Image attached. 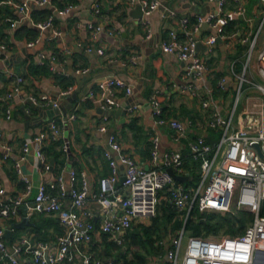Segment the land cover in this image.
Listing matches in <instances>:
<instances>
[{"label": "built area", "instance_id": "obj_1", "mask_svg": "<svg viewBox=\"0 0 264 264\" xmlns=\"http://www.w3.org/2000/svg\"><path fill=\"white\" fill-rule=\"evenodd\" d=\"M216 2V9L206 14L197 13L194 18L180 15L178 11L165 0H130L133 6L140 5L143 16L159 10L163 17L176 20L178 28L169 31L168 37L161 42L165 52L175 53L183 61L188 62L189 74L201 82L200 92L189 84L185 89H194L201 100L204 109H210L211 115L208 126L220 131V138L216 143H210L199 135L190 139L185 145L188 152L172 149L160 157V136L152 138V160L155 166L146 169L140 165L134 156L123 152L116 133L109 134L111 148L105 152L109 160L111 172L101 177L99 189L92 193L90 181L85 171L68 169L56 175L54 182L47 186L43 183L35 186L30 175L23 173L21 160L29 154H34L46 169L50 161L44 151L48 143L61 141L62 150L70 151V142L65 135L68 123L76 118V114H64L59 123L55 118L48 122V127L39 134L25 140L23 156L15 159L14 166L21 180L25 184L22 194L5 199L6 189L0 176V219L10 218L19 214L22 205H28V216L37 213L58 214L64 231L52 241H33L30 236H22L9 248L5 229L0 227V264H72L75 254L82 256V264H117L115 258L95 257L90 250L95 232L100 230L107 233L119 245H126V234L133 223L140 218H152L158 213L161 201V191H166V202L177 214L185 217L182 228L169 233L157 240L156 245L163 250L171 264H264V45L257 59V73L260 81L248 77L251 53L254 52L257 41L264 32V7L257 14L255 31H250L241 37L243 43L250 46L248 62L241 71L236 70L233 62V73L236 78V92L234 104L224 112L220 101L215 95V89L209 81L210 68L206 59L198 48L199 41L205 45L206 52L211 53L220 36H225V28L232 21L241 17L253 22L255 16H248L245 0H210ZM15 6L19 18L12 19L11 26L15 27L26 19L41 31L54 27V16L50 14L46 19L36 20L32 3L39 7L47 6L52 0H5ZM264 6V0H259ZM72 9L67 5L63 13ZM101 9L96 5L95 14ZM143 18V17H142ZM207 23L209 34L199 36L203 31V24ZM91 39H100L104 26L98 22L88 25ZM109 34L114 30L108 29ZM55 30V35L60 34ZM30 45L34 42H30ZM7 44L0 41V54L7 50ZM89 51L92 46H88ZM100 54L103 48H98ZM45 58V54H42ZM50 62L52 70H56L54 63L56 54H52ZM139 55L130 56L129 61L137 63ZM8 76L15 78L14 86L0 93V102L7 101L21 91L24 77L13 69L5 70ZM79 71V70H78ZM219 88H225V79L218 82ZM115 88H123L127 93L132 91L129 84L122 78L113 77L105 83V100L103 107V122L100 130H108L110 116L108 112L119 103L113 97ZM70 86L61 93L66 96L73 93ZM29 99L37 105L60 108L61 103L48 94L39 98L31 96ZM153 115L158 124L170 125L175 131L174 138L182 143L189 135L193 121L187 119L167 118L164 112L161 92L153 91L151 95ZM239 108V106H241ZM132 106L129 110H133ZM10 113L9 107L7 114ZM3 132L0 129V139ZM4 158L10 157L11 147L3 143ZM115 151L119 154L115 156ZM262 153V154H261ZM188 158L200 161L201 180L194 187H188L184 182L174 178L168 171L171 167L177 174L188 175ZM121 164L124 165L125 181L121 182ZM99 203L97 214L88 207L90 196ZM33 197L34 205L29 206L28 199ZM70 201L69 207L66 202ZM116 205L122 209L118 213ZM201 212L227 214L234 211H248L253 219L244 232L236 235L223 233L215 236L189 235L186 226L192 217L194 207ZM29 208L30 211H29ZM101 218L97 225L96 217ZM155 261V260H154Z\"/></svg>", "mask_w": 264, "mask_h": 264}, {"label": "crops", "instance_id": "obj_2", "mask_svg": "<svg viewBox=\"0 0 264 264\" xmlns=\"http://www.w3.org/2000/svg\"><path fill=\"white\" fill-rule=\"evenodd\" d=\"M165 1L172 5L180 15H189L191 18H194L197 13L206 14L216 9V2L210 0ZM245 2L248 16H255V20L248 22L243 17L235 20V26L226 29V35L219 37L221 41H217L211 53L206 52L204 48L201 49V55L206 59L210 68L208 72L210 83L213 86L214 84L218 85L220 80L225 79V88L215 91L224 112H227L230 107L226 100L227 96H235L237 87L232 67L234 59L233 62L231 60L245 46V43L241 41V37L245 33L244 28L249 25L256 26L258 19L257 7L252 5L253 0H245ZM97 4L101 9L98 15L95 14ZM67 5L72 6L71 11L63 13V9ZM7 7L12 13L6 12ZM45 8L49 9L54 16L53 28L41 31L29 19L13 27L8 18L17 19L19 13L13 4L0 0V41L5 42L8 47L5 52L0 54V66L3 64L5 67L0 70V93H5L15 84V78L8 76L5 71L7 68L13 69L24 77L21 91L11 99L2 102L9 107L10 113L5 116V112L0 110V129L3 132L0 139V176L6 189L3 196L5 199L16 197L24 191L25 184L15 169L14 161L23 156L25 140L45 130L48 127V122L53 118L60 123L62 117L65 116L63 111H66L67 115L76 114V118L71 120L65 128V135L70 142V151L62 153L61 146L57 145L55 149L60 153L57 161L47 149L51 143L45 145L44 151L49 161L55 160L52 170L46 169L32 153L21 160L23 173L31 176L35 186L41 183L50 186L56 175L62 170H65L68 181V167L71 166L77 171L87 173L91 191L92 193L96 192L99 189L101 177L111 172L109 160L105 156V152L111 148L109 143L111 132L116 133L122 151L132 154L136 161L145 168L155 166L152 160V138L154 135L160 136L161 131L165 139L173 138L176 142L174 147L160 150L161 159L165 153L172 149H181L187 153L188 147L185 144L199 135H204L210 143H216L219 140L220 131L207 124L211 110L201 106V100L198 94H195L194 89L187 88L182 91V88L194 84V87L200 92L201 82L189 74L188 62L181 60L175 53L165 52L161 47V42L168 37L169 31L178 28L175 19L163 17L159 10L146 16L136 17L134 12L136 6H133L130 0H52V3ZM91 22H98L104 26L100 39L95 42L91 39V32L88 28ZM25 27H36L38 29L37 36L29 38L21 35V31ZM108 29H112L114 32L109 34ZM55 30H59L61 33L55 35ZM210 31L211 29H203L201 33L197 34L202 37L209 34ZM43 36H45L44 39ZM42 40H44L43 43H41ZM30 42H34V44L30 45ZM39 43L41 45L37 49L29 51L30 47H36ZM222 43L227 50L228 62L231 61V67H228L225 72L217 70L221 57L219 54L220 44ZM88 46H92L91 51L87 49ZM98 48H103L104 53L100 54ZM42 54H45V58L42 57ZM52 54L57 56L54 63L56 70H52L47 75L31 73L32 63L43 64L46 61L50 63ZM134 54L139 55L137 63L129 61L130 56ZM239 58L236 60L239 61ZM58 75L64 79H59ZM113 77L122 78L129 84L132 91L127 93L123 88L113 90V97L119 104L110 110L113 111L112 114L110 111L108 112L110 116L108 130L102 131L100 126L104 114L102 104L105 100V83L107 79ZM68 82H70V86L74 87L73 93H77V98H69L73 93L61 98V93L70 87L65 88ZM155 90L161 92L167 118H190L193 121L188 138L182 143L175 140V131L170 125L159 124L160 127H158L156 121L154 122L156 118L153 115L151 95ZM42 94H48L61 103L60 114L51 105H36L35 107H31L30 104L21 105L27 98L29 99L31 96L39 98ZM123 104L128 106L127 112H124ZM132 106L136 107L129 110ZM3 143L11 147L9 158L3 156ZM114 153L115 156L119 154L117 151ZM187 168L189 170L188 163ZM166 193V191H162L161 201H166ZM28 201L29 206H33L32 196ZM69 204L70 201H67V208ZM88 207L97 214L99 213L100 205L92 195L88 200ZM115 207L118 213L122 212L119 205ZM159 213L162 212L158 211ZM29 217L34 224L20 229L13 228L10 241L7 242L9 248L22 236H30L33 241H52L64 231L58 214L35 212ZM22 218L23 214L20 212L10 218H1L0 227L4 229L11 227L12 223L21 221ZM96 218L99 226L101 218L99 215ZM153 219L154 217L140 218L133 225L149 226L153 223ZM36 224L40 225L42 233L32 229ZM57 225L61 227V230L57 229ZM103 234L107 233L100 230L95 232L94 243H90V250L93 252L91 245L94 244L102 258H115L113 255H106L107 245L102 238ZM107 236L108 240L112 239L109 234ZM164 236L166 235L162 237ZM122 247L126 248V245ZM161 259H163L162 262H160ZM167 262L169 260L166 254L160 249L158 253L149 257L147 264H167ZM72 264H82V256L79 253L75 254Z\"/></svg>", "mask_w": 264, "mask_h": 264}, {"label": "trees", "instance_id": "obj_3", "mask_svg": "<svg viewBox=\"0 0 264 264\" xmlns=\"http://www.w3.org/2000/svg\"><path fill=\"white\" fill-rule=\"evenodd\" d=\"M7 11L12 13L9 7L6 8V12ZM50 12L51 11L45 7L37 8L34 10L33 16L35 18L37 17L36 19H46L49 16V14H51ZM0 13H1V9H0ZM235 24L236 22L232 21L230 24L226 26L225 31L226 29L233 28ZM23 31H21V35L29 38H34L38 34V29L36 27H25ZM238 62H239L238 60H236L235 62L236 68ZM30 70L31 73L34 75H40V74L47 75L52 71V68H51V64L48 61H46L43 64L32 63L30 66ZM57 77L59 79L63 78L60 77L59 75ZM69 83L70 82H68L65 85V88L70 86ZM214 86L216 88L215 91H218L219 90L218 85L214 84ZM7 108L8 106L6 104H2V102H0V110H3L5 112V116L7 115ZM61 144H62L61 141L52 142L47 148L48 151L51 152V154L50 153L49 154L53 155L57 159V161L60 153L56 151L55 147L57 145L61 146ZM60 150L62 153H65L61 147ZM188 159H189L188 167H189V173L191 175L190 176L191 179L194 166H189V163L198 160H195L193 158H188ZM188 181L186 182L187 184L189 183ZM158 211H161L162 213L161 214L157 213L151 225L146 226L143 224H137V225H133V227L128 230L126 234V248H123L121 245L117 244L113 239L108 240V236H107L108 234H103L102 238L107 245L106 255L107 256L113 255L116 259L117 264H147L149 257L160 251L159 247L155 245V242L157 241V239L162 237V234L164 233V229L167 227V223H169V221H171L173 216L175 215V210L172 209L171 206L164 200H162L161 203H159ZM249 221L250 219H247L244 216H242L240 212L239 215L232 212L227 213L225 215L213 212L209 218H202L200 220L201 223H204L206 225L208 232L209 233L212 232L215 235L222 232L237 234L247 227ZM237 224H240V226L238 227ZM60 228L61 227L57 225V229L61 230ZM32 229L36 230V232L38 233H42L40 225L38 224L33 226ZM91 246L94 256L102 258L101 254L96 249V245L93 244ZM113 251L116 253L114 254Z\"/></svg>", "mask_w": 264, "mask_h": 264}, {"label": "rangeland", "instance_id": "obj_4", "mask_svg": "<svg viewBox=\"0 0 264 264\" xmlns=\"http://www.w3.org/2000/svg\"><path fill=\"white\" fill-rule=\"evenodd\" d=\"M252 5H254L253 7H255V6L257 7V13H259L264 7L259 2V0H253ZM32 6H33L34 9L46 7V6L39 7L34 2L32 3ZM255 28H256L255 25H253V26L249 25L248 27L246 26L244 28L245 33L243 32L244 33L243 37L246 36L247 34H249L250 31H252V32L255 31ZM44 38H45V36H43V39ZM43 41L44 40H42L41 43H43ZM40 45L41 44L39 43V44H37L36 47H30L29 51L30 52L34 51ZM263 45H264V32L261 34L260 39L257 41L256 46H255V50H254V52L251 53V58H250L248 77H252L256 81H260V76L258 75L256 68H257L258 54H259L261 48L263 47ZM250 50H251V48L248 45V43L246 42L245 46L243 47V49H241V51L238 54H236V56H233V58L231 60L232 62H233V59H234V61H236V59L240 57L239 58V62L237 64V68H236L237 70L241 71L243 69L244 64H246L248 62V57L250 55ZM219 54H221V57H220V63L217 66L218 67L217 70L225 72L228 67H231V65H230L231 61L228 62L227 50H226V47H225V45L223 43L220 44V52H219ZM1 65L2 66H0V70L5 68L3 66V64H1ZM213 87L216 90L215 86H213ZM226 100L228 101V105L231 107L234 104V100L235 99H234L233 95L232 96L228 95ZM240 107H242V105L239 106V108ZM155 121H156V119H154V122ZM157 126L160 127L158 123H157ZM158 127H157V129L161 130ZM161 132L159 133L160 136H161L160 150L163 151V150H166L168 147H174L176 145V142L173 140V138L172 139H169V138L165 139V136H163V132L162 133ZM192 162H194L195 165ZM192 162L189 163V166H194V170L192 171V177H191V179L189 181L187 180L189 182L188 184L186 183L187 181L184 182V183L188 187H194L195 188L199 184L202 174H201V168H200V161H192ZM161 194H162V191H161ZM239 212L245 218L250 219L248 224H250L252 222V218H253L252 213H250L248 211H238L236 209H234V211L232 213H235V214L239 215ZM212 213L213 212H201V211L198 210L197 206H195L194 210H193V213H192V217L190 218L189 222L187 223L186 233L189 234V235H202V236L215 235L212 232L209 233L207 228H206V225L204 223L200 222V220L202 218H209ZM184 221H185V217L183 215L177 214L175 212V215L173 216L172 220L170 221L171 223L169 222L170 224H168L167 227L164 229V233L162 234V236L163 235H167L169 233H174L177 230H179L180 228H182L183 225H184ZM237 226L239 227L240 224H237ZM244 230L245 229H243L241 232H239L237 234L243 233ZM221 234H223V232L219 233V234H217L215 236H218V235H221ZM226 234L227 235H236V234H230V233H226ZM161 255H163V254H161ZM162 260L163 259H161L160 262H162ZM167 264H171V262L169 261V262H167Z\"/></svg>", "mask_w": 264, "mask_h": 264}, {"label": "water", "instance_id": "obj_5", "mask_svg": "<svg viewBox=\"0 0 264 264\" xmlns=\"http://www.w3.org/2000/svg\"><path fill=\"white\" fill-rule=\"evenodd\" d=\"M134 12H135V15L136 17H141L143 15V10L141 8L140 5H137L136 8L134 9ZM208 27V24L207 23H204L202 28L203 29H207ZM218 41H221V38L218 39ZM205 47V45L203 44L202 41H199L198 43V48L199 49H203ZM68 96V95H66ZM65 96H62L61 98H64ZM69 98H77V93H73L72 95L69 96ZM25 104H30L31 107H35L37 104H34L30 99H26L21 105L24 106ZM63 108V107H62ZM127 108L128 106L126 104H123V110L124 112H127ZM57 110V113L60 114L61 113V110L59 108H56ZM54 112V110H53ZM55 113V112H54ZM64 114H67L66 111H63ZM110 113L112 114L113 111H110ZM53 115V114H52ZM1 121V120H0ZM111 151H114L112 148H110ZM262 154V153H261ZM71 155V154H70ZM54 162L55 160L54 159H51V162H50V167L49 169L52 170L53 169V165H54ZM70 167H68V169H70ZM121 182H124L125 181V175H124V165L121 164ZM146 169H149V166L146 167ZM168 171L174 176L175 179L179 180V181H182V182H186L187 180H189L190 176L189 175H182V174H177L173 168L169 167L168 168ZM34 205V204H33ZM19 212L23 214V218L21 221H18V222H14L12 223L11 227H8V228H5V238L7 240V242L10 241V238H11V235H12V229L13 228H23L25 226H28V225H31V224H34L31 220H30V217L28 216V205L24 204L21 206V208L19 209ZM97 219V218H96Z\"/></svg>", "mask_w": 264, "mask_h": 264}]
</instances>
